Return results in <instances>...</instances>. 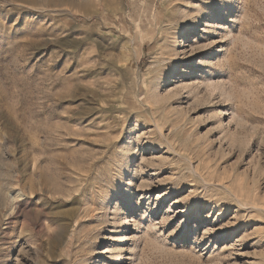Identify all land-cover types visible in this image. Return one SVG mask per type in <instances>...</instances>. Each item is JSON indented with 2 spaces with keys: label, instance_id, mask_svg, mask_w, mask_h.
<instances>
[{
  "label": "rangeland",
  "instance_id": "rangeland-1",
  "mask_svg": "<svg viewBox=\"0 0 264 264\" xmlns=\"http://www.w3.org/2000/svg\"><path fill=\"white\" fill-rule=\"evenodd\" d=\"M0 264H264V0H0Z\"/></svg>",
  "mask_w": 264,
  "mask_h": 264
},
{
  "label": "bare ground",
  "instance_id": "bare-ground-1",
  "mask_svg": "<svg viewBox=\"0 0 264 264\" xmlns=\"http://www.w3.org/2000/svg\"><path fill=\"white\" fill-rule=\"evenodd\" d=\"M97 96H98V95H97ZM104 100H105V99H104ZM112 100H113V99H112ZM88 114H89V113H88ZM97 123H98V122H97ZM97 126H98V125H97ZM87 131H88V130H87ZM94 133H96V132H94ZM94 133H93V135H94ZM96 134H97V133H96ZM96 134H95V135H96ZM95 135H94V136H95ZM80 136H81V135H80ZM103 136H104V135H103ZM78 138H79V137H78ZM112 138H113V137H112ZM80 139H81V137H80ZM83 146H85V145H83ZM89 149H90V148H89ZM92 150H93V149H91V151H92ZM87 153H89V151H88ZM90 153H91V152H90ZM87 156H88V155H87ZM105 167H106V166H105ZM80 175H81V174H80ZM83 179H84V178H83ZM79 182H80V181H79ZM69 192H70V191H69ZM75 192L77 193V191H75ZM73 194H74V193H73ZM12 203H13V202H12ZM14 204H15V203H14ZM14 204H13V205H14ZM80 204H81V203H80ZM242 205H243V204H242ZM240 206H241V205H240ZM243 206H244V205H243ZM78 209H79V208H78ZM89 211H90V210H89ZM87 212H88V211H87ZM62 213H63V212H62ZM62 213H61V214H62ZM69 213H70V212H69ZM69 213H68V214H69ZM61 214H60V215H61ZM70 214H71V213H70ZM72 214H73V213H72ZM75 214H76V212H75ZM83 214H84V211H83ZM88 214H89V213H88ZM60 215H59V216H60ZM64 215H65V213H64ZM67 216H68V215H67ZM67 216H65V217H67ZM73 216H74V215H73ZM79 216H80V215H79ZM88 217H89V215H88ZM68 218H69V217H68ZM71 218H72V217H71ZM78 218H79V217H78ZM74 219H75V218H74ZM70 221H71V220H70ZM76 231H77V230H76ZM52 238H53V237H52ZM53 240H55V239H53Z\"/></svg>",
  "mask_w": 264,
  "mask_h": 264
}]
</instances>
